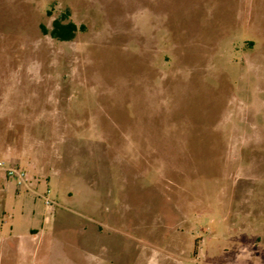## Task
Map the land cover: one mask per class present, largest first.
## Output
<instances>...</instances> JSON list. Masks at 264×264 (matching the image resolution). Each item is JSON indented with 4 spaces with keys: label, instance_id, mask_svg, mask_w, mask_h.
Listing matches in <instances>:
<instances>
[{
    "label": "rangeland",
    "instance_id": "374dc122",
    "mask_svg": "<svg viewBox=\"0 0 264 264\" xmlns=\"http://www.w3.org/2000/svg\"><path fill=\"white\" fill-rule=\"evenodd\" d=\"M0 149V264H264V0H0Z\"/></svg>",
    "mask_w": 264,
    "mask_h": 264
},
{
    "label": "trees",
    "instance_id": "16d2710c",
    "mask_svg": "<svg viewBox=\"0 0 264 264\" xmlns=\"http://www.w3.org/2000/svg\"><path fill=\"white\" fill-rule=\"evenodd\" d=\"M84 27H78L74 22H64L62 19H56L53 22L52 29L50 31L43 28L44 33H49L54 39L59 41L72 40L79 30H83Z\"/></svg>",
    "mask_w": 264,
    "mask_h": 264
},
{
    "label": "built area",
    "instance_id": "2783aa9c",
    "mask_svg": "<svg viewBox=\"0 0 264 264\" xmlns=\"http://www.w3.org/2000/svg\"><path fill=\"white\" fill-rule=\"evenodd\" d=\"M3 168V164L0 162V169ZM9 178L16 181L18 185H22L25 182L26 174L15 167H9L6 169Z\"/></svg>",
    "mask_w": 264,
    "mask_h": 264
},
{
    "label": "crops",
    "instance_id": "0c3cea01",
    "mask_svg": "<svg viewBox=\"0 0 264 264\" xmlns=\"http://www.w3.org/2000/svg\"><path fill=\"white\" fill-rule=\"evenodd\" d=\"M0 151H1V149H0ZM4 154L5 155H9V157H10L12 155V152L11 151L10 152H6L5 151ZM0 190L2 192H7L8 191V188H7L6 184L4 182H1V181H0ZM30 232L32 233V232H34V230L31 229Z\"/></svg>",
    "mask_w": 264,
    "mask_h": 264
}]
</instances>
